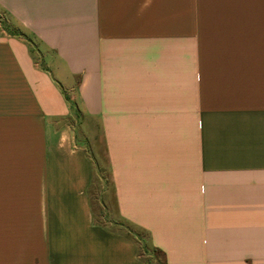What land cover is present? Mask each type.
Instances as JSON below:
<instances>
[{
    "label": "crops",
    "instance_id": "1",
    "mask_svg": "<svg viewBox=\"0 0 264 264\" xmlns=\"http://www.w3.org/2000/svg\"><path fill=\"white\" fill-rule=\"evenodd\" d=\"M0 18V264H150L96 216L104 166L167 264H264V0H0Z\"/></svg>",
    "mask_w": 264,
    "mask_h": 264
},
{
    "label": "rangeland",
    "instance_id": "2",
    "mask_svg": "<svg viewBox=\"0 0 264 264\" xmlns=\"http://www.w3.org/2000/svg\"><path fill=\"white\" fill-rule=\"evenodd\" d=\"M7 22V21H6ZM8 23V22H7ZM8 27L9 25L6 24ZM77 122H79L80 125L83 126V129L79 128L78 137L79 139H83L85 131H87V138L89 142L86 143V148L88 151H90V154H96L99 159H102V161L106 162V152L104 148V143L101 138V134L98 130H96L93 123H91L88 119H80L79 117L76 118ZM79 120V121H78ZM86 129V130H84ZM98 133L96 139L94 140L95 134ZM105 167V168H104ZM103 168H100L98 171V178L96 179V182L92 185V197L94 200H96V203L98 204V208L100 207V191L103 190L106 194V201L108 204V215L105 216V212L102 213V211H97L96 216L100 219V221H104V223H110V221H121L118 217V212L116 209V201L114 197V191L111 185L110 180V174L109 171L106 169L107 167L104 166ZM104 195V194H103ZM99 201V202H98ZM134 230V229H133ZM139 232V231H137ZM145 236V235H144ZM145 239V238H144Z\"/></svg>",
    "mask_w": 264,
    "mask_h": 264
},
{
    "label": "trees",
    "instance_id": "3",
    "mask_svg": "<svg viewBox=\"0 0 264 264\" xmlns=\"http://www.w3.org/2000/svg\"><path fill=\"white\" fill-rule=\"evenodd\" d=\"M1 20V18H0ZM6 22H4V25ZM6 27L8 29H10L7 25ZM13 33V35H20V36H24L23 34L19 33V32H16V31H11ZM30 42V40H28ZM100 208H98V204L96 203V200L93 199V203H94V210L95 212H97L98 210L99 211H102V213L105 214V216L108 215V212H109V209H108V204H107V201H106V194L105 192H103V190L100 191ZM104 194V195H103ZM111 222V221H110ZM113 224L115 225V227H118L119 229L121 230H127L128 232L134 234V236L136 237L137 239V242H138V255L140 256V260L144 263H150V264H167L166 262V258H165V255L164 253L151 246L149 241H148V236L146 233L144 232H137L138 230L133 228L132 226H130L129 224L123 222V221H112ZM134 229V230H133ZM145 235V236H144ZM145 238V239H144Z\"/></svg>",
    "mask_w": 264,
    "mask_h": 264
}]
</instances>
